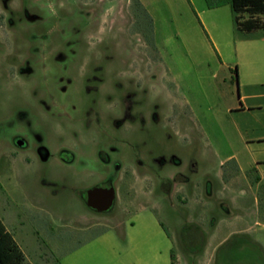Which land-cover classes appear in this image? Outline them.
I'll return each instance as SVG.
<instances>
[{"label": "rangeland", "instance_id": "374dc122", "mask_svg": "<svg viewBox=\"0 0 264 264\" xmlns=\"http://www.w3.org/2000/svg\"><path fill=\"white\" fill-rule=\"evenodd\" d=\"M162 2L171 8L155 13L154 34L127 0H0V218L26 264L56 261L150 199L163 201L160 215L185 250L190 182L213 179L218 133L233 134L246 115L224 109L251 91L261 97L244 103H264V84H245L234 44L229 60L211 59L190 45L186 8ZM221 9L241 38L229 5ZM186 23L185 38L166 37ZM255 115L264 120V107ZM108 184L114 205L97 212L86 192ZM93 219L100 226L87 228Z\"/></svg>", "mask_w": 264, "mask_h": 264}, {"label": "crops", "instance_id": "0c3cea01", "mask_svg": "<svg viewBox=\"0 0 264 264\" xmlns=\"http://www.w3.org/2000/svg\"><path fill=\"white\" fill-rule=\"evenodd\" d=\"M132 1L127 0L130 7H135L132 9L137 21L139 13H143L156 34L155 13L171 6L164 5L162 0ZM176 1V6H184L190 15V45L198 43L208 57L221 61L230 59V47L234 44L236 57L244 67L245 84H264L261 33L232 39L228 26L221 20L225 13L221 8L228 4L209 8L205 0ZM186 25L166 33V37L185 38ZM260 97L253 91L242 93L241 103L224 109L226 114L246 115L236 120L233 134L218 133L217 150H213L214 154L219 153L218 166L207 168V175L213 179L204 186L190 182V198L185 197L184 201L192 225L185 234V250L177 247L160 215L163 201L150 199L132 201L115 223L103 225L70 244L60 251L56 261L46 260V264H228L233 258L236 264H264V120L255 115L264 103H244L246 99ZM206 152L213 155L212 150L203 154ZM93 220L87 228L100 226L97 219Z\"/></svg>", "mask_w": 264, "mask_h": 264}, {"label": "trees", "instance_id": "16d2710c", "mask_svg": "<svg viewBox=\"0 0 264 264\" xmlns=\"http://www.w3.org/2000/svg\"><path fill=\"white\" fill-rule=\"evenodd\" d=\"M209 8L230 5L233 12L235 30L241 37H248L256 30H262L264 36V20L258 15L264 14V0H205ZM246 13L247 17L242 18ZM0 264H26L25 256L6 229L0 218Z\"/></svg>", "mask_w": 264, "mask_h": 264}, {"label": "water", "instance_id": "95a60500", "mask_svg": "<svg viewBox=\"0 0 264 264\" xmlns=\"http://www.w3.org/2000/svg\"><path fill=\"white\" fill-rule=\"evenodd\" d=\"M115 201V191L111 187L95 186L86 192V204L97 212L110 210Z\"/></svg>", "mask_w": 264, "mask_h": 264}, {"label": "flooded vegetation", "instance_id": "af4514ba", "mask_svg": "<svg viewBox=\"0 0 264 264\" xmlns=\"http://www.w3.org/2000/svg\"><path fill=\"white\" fill-rule=\"evenodd\" d=\"M15 145H18L19 147H24L25 146L24 142L22 141V139H19V137L16 138ZM65 152H66V150L63 151L62 154L65 153ZM65 161H70V158H67ZM101 187H111V185L108 184L106 186H101Z\"/></svg>", "mask_w": 264, "mask_h": 264}]
</instances>
